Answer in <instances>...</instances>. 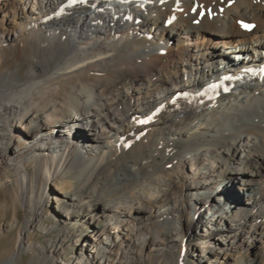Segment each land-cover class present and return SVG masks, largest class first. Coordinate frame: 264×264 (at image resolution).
Masks as SVG:
<instances>
[{"label":"bare ground","instance_id":"1","mask_svg":"<svg viewBox=\"0 0 264 264\" xmlns=\"http://www.w3.org/2000/svg\"><path fill=\"white\" fill-rule=\"evenodd\" d=\"M67 1L0 0V188L30 206L0 264H264V0Z\"/></svg>","mask_w":264,"mask_h":264},{"label":"rangeland","instance_id":"2","mask_svg":"<svg viewBox=\"0 0 264 264\" xmlns=\"http://www.w3.org/2000/svg\"><path fill=\"white\" fill-rule=\"evenodd\" d=\"M229 190V193H224L223 195L219 196V198H221L220 200L222 201V203H228L230 204V206L234 205L237 208L240 207L241 203H243L244 205L245 200L243 198L242 193H234L231 189ZM52 192V185L48 184L46 196H50ZM17 193V189H15L14 186H8V188H0V263L8 259L13 254L18 234L24 227V223L26 221V218L28 217L27 211L28 209H30L29 205H23L19 200L16 199ZM49 202V206L43 207V213L45 216L44 225L50 227L56 224L55 219L57 212L55 211L56 206L52 202V200H50ZM203 210L206 209H202L201 207L197 208V211H200L201 213H204ZM62 225V222L57 223L55 231H58L62 227ZM54 234V230L51 233L44 234L42 233V230L40 228H36L35 230L29 233V242L43 244L46 238H51L54 236ZM161 235L164 238H168L170 234L161 233ZM77 250L78 247H71L67 252L68 257L77 255ZM260 253L264 255V251H261L260 249L256 248L250 251V257L253 258L255 255H260ZM164 255L170 259L171 264H199L198 257L200 253H192V250H189L187 241L181 248L180 252L178 250L167 248L164 251ZM158 256H156V262L161 264V256ZM33 259H36L35 253H23L17 259L16 264H33ZM202 263H204V260L202 261Z\"/></svg>","mask_w":264,"mask_h":264},{"label":"snow or ice","instance_id":"3","mask_svg":"<svg viewBox=\"0 0 264 264\" xmlns=\"http://www.w3.org/2000/svg\"><path fill=\"white\" fill-rule=\"evenodd\" d=\"M77 2V0H72V3H76ZM79 2L80 3H85L86 2V0H79ZM243 27H249L248 25H242ZM145 122H147V121H145Z\"/></svg>","mask_w":264,"mask_h":264}]
</instances>
